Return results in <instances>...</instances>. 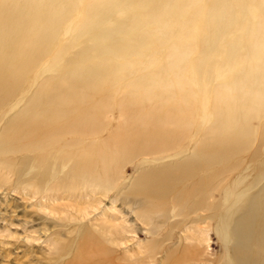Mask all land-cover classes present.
I'll return each mask as SVG.
<instances>
[{"label":"rangeland","instance_id":"obj_1","mask_svg":"<svg viewBox=\"0 0 264 264\" xmlns=\"http://www.w3.org/2000/svg\"><path fill=\"white\" fill-rule=\"evenodd\" d=\"M2 1L0 7L3 6ZM149 1L146 6L153 10V19L150 16L143 18L142 9L133 8L135 3L144 4V0L114 1L113 9L107 4L90 19L92 25L87 38L82 36L72 41L63 38L62 34L69 24L83 21L87 0H77L71 19L65 20L61 26L63 32L58 35L55 46L46 51L48 56L40 67L63 44L74 49L87 48L96 33L107 26L109 14L121 4L127 5L129 12H119L118 18L123 26L111 30L116 37L114 45L127 42L133 47L137 43L136 37H143L144 43L136 45V49L125 50L121 55L110 51L90 59L88 68L98 69L102 76L98 78V84L89 87L88 102L79 100V105L101 112L102 118L92 125L97 129L96 133L79 142L66 135L52 147L58 150L54 158L61 162L50 165L52 169L48 179L51 182L44 185L46 188L41 190L35 186L43 173L41 168L36 173L29 169L30 173L21 179L15 173L23 166L25 151L0 155V264H235V257L251 264L250 260L256 259L244 245L241 247L242 244L240 246L229 236L223 237L219 228L220 219L229 204L226 192L232 187L234 178L242 172L248 176L247 180H251L256 174L259 158L253 160L250 155L262 137L264 112L261 117L257 118L256 114L248 118L250 130L241 138L242 142L248 143L246 151L212 165L201 172V178L197 175L184 180L181 186L173 185L175 191L167 196L138 192L135 187L144 174H157L169 162L188 161L197 155V149L204 144L209 129H213L215 124L211 122L209 128L204 127L197 133V122L191 114L195 110L193 106L184 110L186 117L180 121L188 134L182 144L186 147L182 154L172 158L169 156L174 150H169L148 156L128 154L112 157L107 163V173L96 172L87 178L74 179L72 183L66 179L74 164L65 161L64 142L74 141L70 150L82 146L97 150L101 143L105 148L111 145L116 135L119 139L125 135L141 139L144 130L137 127L138 123L150 113H167L184 91L192 89L185 96H189L194 104L200 98L199 90L202 91L204 107L198 111L205 112L211 109L210 102L215 96L222 92V80L216 76L218 72L224 73L231 68L237 71L240 63L241 66L245 63L264 65V0ZM7 4L9 8L19 6L13 0ZM115 17L113 14L112 20ZM48 29L47 32L52 28ZM212 29L217 34L211 32ZM202 32L206 33V38L205 34L201 37ZM188 35L190 41L187 40ZM200 44L208 50L207 53L201 51ZM86 62L81 59L76 64L86 67ZM55 73L53 68L52 74ZM193 79L199 80L197 86ZM248 79L250 84L255 82L260 87L264 86V77L257 79L250 75ZM44 84L52 91L65 92L68 89L78 94L84 91L72 76L65 75L38 80L32 93ZM246 97L264 105V94ZM17 100L12 99L7 107L0 110V138L6 127L25 113L30 98L10 110ZM51 105H54L53 100L44 106ZM68 105L60 107L73 104ZM231 107L233 113L241 109L240 106ZM247 108L257 111L253 104ZM175 111L179 113L181 110ZM169 112L172 113L171 110ZM16 141L22 142L20 139ZM42 142L38 140L35 143ZM33 145L29 144L28 148ZM85 156V153L77 157L72 155L78 159ZM28 157L33 159L34 155ZM233 163H240V167L221 174L222 167L228 164L230 167ZM95 169H100L99 161ZM199 180L202 183L198 184L197 193L202 196L205 207L193 212L190 203L196 199L195 194L189 196L183 191L195 188ZM62 181L71 185H54ZM262 186L264 180L256 189ZM150 188L160 187L152 183ZM150 188L145 190L151 191ZM234 225L235 221L231 223ZM248 255L253 256L248 258Z\"/></svg>","mask_w":264,"mask_h":264},{"label":"bare ground","instance_id":"obj_2","mask_svg":"<svg viewBox=\"0 0 264 264\" xmlns=\"http://www.w3.org/2000/svg\"><path fill=\"white\" fill-rule=\"evenodd\" d=\"M13 1H17L19 6L9 8L7 3L10 0H3V6L0 7V110L7 107L10 101L15 98L19 100L10 106V110L24 99L30 98V101L24 109L25 113L13 120L2 134L0 138V155L25 151L24 156L26 157H23V159L25 158L22 160L23 166L21 169H16L15 173L21 179L22 176L30 173L29 169H34V173L38 172L40 168L43 169L39 183H35L36 188L41 187V190H43V188H46L44 185L51 182L48 179L52 169L49 168L50 165L61 162L59 158H54L58 150L52 147L58 145L66 135H71L74 141L79 142L80 139L82 141L84 137L96 133L95 130L97 129H94L92 125L102 118L101 112L79 105V100L83 103L88 102L90 98L89 87L98 84V78L102 76H100L101 72L98 69L88 68L90 59L92 60L110 51L121 55L125 53V50L136 49V45L140 46L144 43L143 37H136L137 43L133 47L127 42L114 45L116 37H114L115 34L111 30L123 26L122 21H119L118 18L119 12L122 10L126 14L129 12V7L121 4L112 14H109V20L106 21L107 26L96 33L93 42L89 43L87 48L82 46L79 49H74L71 45L63 44L53 57L49 58L48 62L40 67L45 57L48 56L46 51L55 46L58 35L62 31L63 22L71 19V12L76 8L77 0ZM114 1L118 2L119 0H87L83 21L69 24L64 32L62 31L63 38H69L72 41H76L82 36L87 38V32L92 25L90 19L95 17L99 10L107 4H110L111 8L115 6ZM149 2V0H144V4L135 3L133 8L142 9L140 13L144 15L143 18L150 16L153 19L151 13L153 10L148 9L146 6ZM155 5L156 3L154 8ZM111 8L108 7L110 11L113 9ZM113 14L116 17L112 20ZM48 28L52 29L47 32ZM211 32L217 34L216 30L212 29ZM204 34L202 32V38L203 36L206 38V33ZM190 38V35H188L187 40ZM104 41H106L105 44ZM185 47H188V45ZM251 47L253 48V43ZM200 49L205 53L208 52L204 45L200 44ZM85 51H91V53H85ZM81 59L87 61L86 67L76 64ZM241 65V63L238 65L240 67L237 71L234 68L231 70V68L226 70L225 74L223 72L217 73L216 76L222 80L220 89L222 92L210 102V110L198 111L201 107H204L205 98L202 97V91L199 90L198 95L200 98L194 104L193 100L188 99L189 96H185L192 91L189 88L190 92L184 91L181 96H178L180 100L174 102L172 109L169 108L167 113H161L162 111L150 113L138 123L137 127L144 130L141 139L131 135H125L119 139L116 135L117 140L112 141L111 145L105 148V145L101 143L96 147L97 150L85 146L84 148L82 146L70 150V147L75 144L74 141L64 142L63 148L65 150H63V153L65 152L67 155H65L67 157L65 161L74 164L70 176L66 175V179L71 182L77 178H87L96 172L107 173V163L112 157H124L128 154L135 157L139 155L148 156L169 150H174V153L169 156L172 158L182 154L186 150V147H182V144L188 134L181 122L186 117L184 110L189 109L191 106L195 107L191 114L194 121L197 122V133L204 127L209 128V123L215 124L213 129H209L204 144L197 149V155L188 161L174 160L169 162L157 174H144L136 184V191H146V193L148 191V194L167 196L171 191H175L173 185L181 186L184 180L194 178L197 175L201 178L202 171L208 170L212 165L218 164L224 159H229L236 153L240 154L246 151L248 143L247 141L242 142L241 138L250 130L248 118H252L256 114L257 118L258 116L261 117L264 112V105L262 106L257 100L253 99L251 101L250 98L246 97L255 93L264 94V86L260 87L255 82L250 84L248 77L250 75L257 79L264 77V65L259 63ZM53 68L56 70L55 74H52ZM65 75L72 76L75 83L83 87V93H73L68 89L65 92L52 91L45 84L32 93L38 80L42 78L44 80L59 78ZM198 81L197 79L194 81L196 86ZM29 82L32 83L29 84ZM237 86L240 87L237 88ZM52 100L54 105L44 106ZM67 104L73 105L61 108ZM249 104H253L257 111H249L247 108ZM231 106H240L241 109L237 113H233ZM169 110L171 112L181 111L179 113L175 111L172 114ZM233 121L235 124H233ZM262 131L259 144L250 155L253 160L259 158V164L255 170L256 174L251 180H247L248 176L242 174V172L234 178L232 187L226 192L229 204L220 219L221 226L219 228L223 237L229 236L240 246L242 244L241 247L244 245L253 253L256 259L250 260L251 264H264V186L256 189L264 180V130ZM18 139L22 142L16 143ZM38 140H43V142L41 144L35 143ZM29 144L34 145L28 148ZM30 152H33V154H29ZM82 153H85L86 156L80 158L81 160L72 157V155L77 157ZM29 155H34L35 158L31 159L28 157ZM98 161L100 169H95ZM230 165V167L229 164L222 167L221 174L237 170L240 167V163ZM152 183L160 188H150ZM200 183L202 182L199 180L195 188L183 191L189 196L195 194L196 199H193L190 203V210L193 212L205 207L202 196L197 193L199 192L197 188ZM41 184L43 185L41 186ZM54 185L68 187L71 184L62 181L60 184ZM54 185L50 187L54 188ZM146 188H150L151 191L145 190ZM234 221L235 225L231 226ZM235 256L237 255L235 254ZM252 256L248 255V258ZM235 264L245 263L242 259L235 257Z\"/></svg>","mask_w":264,"mask_h":264}]
</instances>
